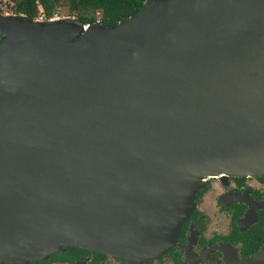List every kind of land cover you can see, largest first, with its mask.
I'll return each instance as SVG.
<instances>
[{
    "label": "water",
    "instance_id": "1",
    "mask_svg": "<svg viewBox=\"0 0 264 264\" xmlns=\"http://www.w3.org/2000/svg\"><path fill=\"white\" fill-rule=\"evenodd\" d=\"M11 15L0 264L70 240L157 258L194 207L190 178L264 175V0H147L116 25Z\"/></svg>",
    "mask_w": 264,
    "mask_h": 264
},
{
    "label": "flooded vegetation",
    "instance_id": "2",
    "mask_svg": "<svg viewBox=\"0 0 264 264\" xmlns=\"http://www.w3.org/2000/svg\"><path fill=\"white\" fill-rule=\"evenodd\" d=\"M203 182L174 245L157 258L129 260L62 245L26 264H264V175L221 174Z\"/></svg>",
    "mask_w": 264,
    "mask_h": 264
},
{
    "label": "trees",
    "instance_id": "3",
    "mask_svg": "<svg viewBox=\"0 0 264 264\" xmlns=\"http://www.w3.org/2000/svg\"><path fill=\"white\" fill-rule=\"evenodd\" d=\"M11 12L37 20L40 14L45 20H51L55 11L60 7H74L71 10L76 22L82 25L102 24L116 25L136 15L147 0H11ZM41 7L40 12L38 7ZM101 13L97 19V13Z\"/></svg>",
    "mask_w": 264,
    "mask_h": 264
},
{
    "label": "bare ground",
    "instance_id": "4",
    "mask_svg": "<svg viewBox=\"0 0 264 264\" xmlns=\"http://www.w3.org/2000/svg\"><path fill=\"white\" fill-rule=\"evenodd\" d=\"M5 18L7 19H11V18H14L12 17L11 14H5ZM90 30V28H86V31L88 32ZM72 42H69V43H64L63 45H69L71 44ZM0 55H1V52H0ZM221 174H224V175H228L226 174L225 172H221V171H218V172H213V173H208L207 175H205V178L206 177H213V176H219ZM204 180L201 179L200 177H193V178H190L186 183H185V186H187V188H191L193 186H195L197 183H200V182H203ZM190 208H192V206H190ZM69 243L71 244H75L76 246H81V247H85V248H90V249H93L91 245H88L87 243L83 242V241H79V240H70L68 241ZM93 250H98V251H102V252H105V253H108V254H111L114 256L113 254V250H110V249H93ZM53 251H56L55 249ZM52 251V252H53ZM40 255V254H39ZM117 256H121L122 258H126V259H129V257H127L126 255H120L118 254ZM33 258H38V257H33ZM130 260V259H129ZM6 261L8 262H15V263H19V264H24L25 262H27V259L25 258H15V257H7L6 258Z\"/></svg>",
    "mask_w": 264,
    "mask_h": 264
},
{
    "label": "rangeland",
    "instance_id": "5",
    "mask_svg": "<svg viewBox=\"0 0 264 264\" xmlns=\"http://www.w3.org/2000/svg\"><path fill=\"white\" fill-rule=\"evenodd\" d=\"M11 6H12V1L11 0H0V12L2 14H12L11 12ZM75 9L74 7L68 8V6H63L61 5L58 7V9L55 11L54 17L57 19H64V20H76V17H74V13H72L71 10ZM97 19H100L101 13H97ZM97 24V23H96ZM237 175V174H234ZM248 176H255V175H248ZM206 183L203 182V184L199 185L197 190H200L201 188L204 187Z\"/></svg>",
    "mask_w": 264,
    "mask_h": 264
},
{
    "label": "built area",
    "instance_id": "6",
    "mask_svg": "<svg viewBox=\"0 0 264 264\" xmlns=\"http://www.w3.org/2000/svg\"><path fill=\"white\" fill-rule=\"evenodd\" d=\"M38 8H39L40 12H42L41 7L39 6ZM37 20H45V19H44V16L42 14H40V16L38 17Z\"/></svg>",
    "mask_w": 264,
    "mask_h": 264
}]
</instances>
